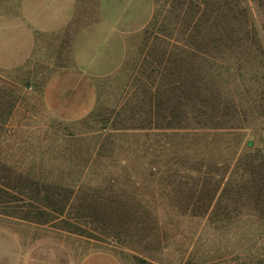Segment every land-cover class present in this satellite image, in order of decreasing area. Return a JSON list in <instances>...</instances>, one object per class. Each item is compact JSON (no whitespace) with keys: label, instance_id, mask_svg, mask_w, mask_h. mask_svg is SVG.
Returning <instances> with one entry per match:
<instances>
[{"label":"rangeland","instance_id":"rangeland-1","mask_svg":"<svg viewBox=\"0 0 264 264\" xmlns=\"http://www.w3.org/2000/svg\"><path fill=\"white\" fill-rule=\"evenodd\" d=\"M168 1L153 0L155 21L174 22ZM246 2L236 6L260 49L221 77L224 130L135 129L144 116L125 108L138 102L152 18L125 39L120 66L95 79L80 118L50 112L45 76L0 75V227L64 231L66 264L96 250L121 264H252L236 249L249 236L264 251V0ZM255 156V179L228 184Z\"/></svg>","mask_w":264,"mask_h":264},{"label":"crops","instance_id":"crops-1","mask_svg":"<svg viewBox=\"0 0 264 264\" xmlns=\"http://www.w3.org/2000/svg\"><path fill=\"white\" fill-rule=\"evenodd\" d=\"M153 0H8L0 4V75L45 76L42 98L72 121L96 101V78L121 64L125 39L150 22ZM0 227V264H66L64 231ZM67 264H74L67 262ZM76 264H121L96 250Z\"/></svg>","mask_w":264,"mask_h":264},{"label":"trees","instance_id":"trees-1","mask_svg":"<svg viewBox=\"0 0 264 264\" xmlns=\"http://www.w3.org/2000/svg\"><path fill=\"white\" fill-rule=\"evenodd\" d=\"M238 1L169 0L172 24L155 21L158 10H154L152 26L144 32L153 35L151 42L155 44L145 52L146 68L139 70L138 84L132 85L139 92L138 102L125 108L129 116H144L135 129H225L220 117L221 77L226 72L234 79L241 62L249 61L260 49L248 10L246 6L238 8ZM245 5L249 7L246 0ZM248 154L251 157V151ZM256 157L240 163V170L236 165L228 184L245 188V183L255 179L252 164ZM240 240L237 256L252 264H264V251L254 250L249 236Z\"/></svg>","mask_w":264,"mask_h":264},{"label":"water","instance_id":"water-1","mask_svg":"<svg viewBox=\"0 0 264 264\" xmlns=\"http://www.w3.org/2000/svg\"><path fill=\"white\" fill-rule=\"evenodd\" d=\"M248 145H251V143L249 142Z\"/></svg>","mask_w":264,"mask_h":264}]
</instances>
